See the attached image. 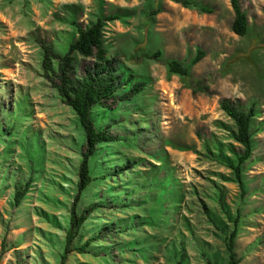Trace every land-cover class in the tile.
Returning a JSON list of instances; mask_svg holds the SVG:
<instances>
[{"label":"rangeland","instance_id":"374dc122","mask_svg":"<svg viewBox=\"0 0 264 264\" xmlns=\"http://www.w3.org/2000/svg\"><path fill=\"white\" fill-rule=\"evenodd\" d=\"M195 1L212 14L169 0H0V104L6 110L0 113V264L58 263L81 159V127L43 78L37 41L64 52L76 37L73 22L88 27L106 15L118 17L105 23L103 39L108 56L119 61L121 81L145 86L128 102L95 110L99 125H111L119 140L96 151V180L76 205L77 214L89 206L94 211L73 245L100 238L83 254L70 253L65 264H175L173 245L182 249V264H206L205 256L226 263L204 207L221 216L216 187L227 203L237 187L197 137L230 142L215 126L230 124L218 107L224 98L258 106L260 131L243 176L236 253L239 264H264V0H240L249 23L245 37L230 31L229 0ZM197 48L206 56L189 77L167 72L169 59L188 63ZM156 50L159 61L144 58ZM196 81L212 95L192 94ZM108 168L123 169L103 179ZM28 179V192L15 206L14 185Z\"/></svg>","mask_w":264,"mask_h":264},{"label":"trees","instance_id":"16d2710c","mask_svg":"<svg viewBox=\"0 0 264 264\" xmlns=\"http://www.w3.org/2000/svg\"><path fill=\"white\" fill-rule=\"evenodd\" d=\"M169 1L185 8H195L204 14H212L213 12L212 9L197 3L195 0ZM229 4L233 13L230 31L236 36L245 37L249 32L247 12L242 9L240 0H229ZM160 12L161 9H157L152 14L157 15ZM115 20H118L117 15H106L97 18L88 27H82L73 22L76 37L68 44L64 52L57 51L52 44L44 40L37 41L41 50L42 76L57 93L61 102L74 112L83 133L81 159L77 169V183L70 208L68 229L57 264H65L68 255L72 252L83 254L91 242L100 238V235H96L80 247L73 245L78 230L94 211V207L89 206L77 214L76 205L79 203L82 193L96 180L92 174V163L96 151L103 145L119 140L110 132L111 125L105 127L99 125L95 110L105 111L111 109L115 104L128 102L137 96L145 86L142 82H132L130 86L123 83L118 72L119 61L107 54L103 30L106 22ZM143 56L148 60L159 61L161 51L156 50L152 54H144ZM205 56L206 52L197 48L188 63L169 59L166 62L167 72L186 79L190 76L192 68L201 62ZM125 82L129 83V81ZM125 86L128 88H124ZM119 90L124 91L118 95ZM190 90L194 95H212L210 88L201 81H196L194 85L190 86ZM218 107L230 124L216 121L215 126L227 133L230 142L223 143L212 136L203 140L199 133H197V137L201 139L207 156L228 170L231 181L236 184L237 195L233 202L227 203L223 190L216 187V201L221 216H214L205 207L204 214L219 233L227 255L225 264H239L241 257L236 253V241L242 226L241 205L243 204V197L246 195L243 176L255 150L254 137L260 131V123L257 122L259 113L258 106L253 100L243 102L241 99L224 98L218 101ZM0 113H6L2 104H0ZM122 169L108 168L110 174H103L102 177L106 179L109 175L117 176ZM30 183V179L24 183H15L13 192L15 206L20 205L28 192ZM108 234H110L109 230H107ZM171 253L175 264H182V249L173 245ZM204 258L206 264H218L207 256Z\"/></svg>","mask_w":264,"mask_h":264}]
</instances>
